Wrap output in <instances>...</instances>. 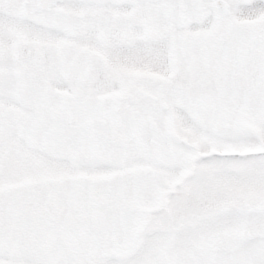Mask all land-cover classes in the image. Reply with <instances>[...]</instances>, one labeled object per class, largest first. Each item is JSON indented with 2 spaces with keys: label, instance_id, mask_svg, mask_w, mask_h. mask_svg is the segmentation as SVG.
I'll return each mask as SVG.
<instances>
[{
  "label": "snow or ice",
  "instance_id": "snow-or-ice-1",
  "mask_svg": "<svg viewBox=\"0 0 264 264\" xmlns=\"http://www.w3.org/2000/svg\"><path fill=\"white\" fill-rule=\"evenodd\" d=\"M0 264H264V0H0Z\"/></svg>",
  "mask_w": 264,
  "mask_h": 264
}]
</instances>
